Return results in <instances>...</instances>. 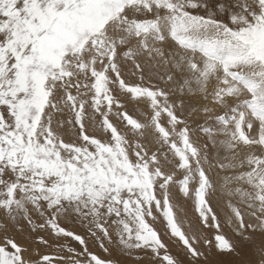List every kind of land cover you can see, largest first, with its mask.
<instances>
[{
	"label": "snow or ice",
	"instance_id": "6c2138e0",
	"mask_svg": "<svg viewBox=\"0 0 264 264\" xmlns=\"http://www.w3.org/2000/svg\"><path fill=\"white\" fill-rule=\"evenodd\" d=\"M25 233L69 255L34 262ZM89 240L264 264V0H0V264H121Z\"/></svg>",
	"mask_w": 264,
	"mask_h": 264
},
{
	"label": "rangeland",
	"instance_id": "374dc122",
	"mask_svg": "<svg viewBox=\"0 0 264 264\" xmlns=\"http://www.w3.org/2000/svg\"><path fill=\"white\" fill-rule=\"evenodd\" d=\"M131 79H134V78H131ZM128 103L129 102H126V104H125V107H126L127 111L131 115H133L134 118L140 120L141 122H146V117H147V115L149 113V110L147 109L146 105L139 104V106H138V104L136 102H134V101H132V102L130 101V103L129 104ZM127 106H129V107H127ZM133 107H135V108H133ZM132 110H134V111H132ZM202 120H203V116L202 115H199V116L195 117L194 118L193 127L195 128L197 124L202 122ZM213 208L216 209V207H214V206H213ZM216 212H217V209H216ZM62 226H64L65 228H67L69 230H72V231L76 232L77 234H82L83 235L84 232H85V230L81 227L79 222H75L74 223L72 221H64V222H62ZM160 230L163 233V228H161ZM33 235H42V236H44L46 239H48L50 241V245H54L57 242L56 238L50 236L48 231H38L37 233H35ZM26 236H27V233H25L24 235H18L17 239L21 243H27L28 244V251L25 253V255L31 257V259L34 262L38 259L37 250H38V253H39L40 256H42L44 254H51V255H54V256H68L69 255V253H67L66 251L62 252V251H60V249H58L57 247H54V246H50V245L49 246H45V245L34 244L31 240H27ZM164 238L166 240L168 239L166 236ZM59 243L68 244V246H70L72 248H75L77 251H81L82 250L78 243L73 242L70 239H63L62 238L59 241ZM174 249H171L172 253L174 255H176L178 258H180L181 260H184V255L180 251V249L176 248V247ZM89 250L91 252L96 253L97 255H99L100 257H102L104 259H112L114 262L115 261H120L121 264H125L126 257H124L117 248H114V247L110 248V252L108 254H105L98 247V245H96L92 240H89ZM234 259L235 260H239V257H236ZM59 264H68V262L67 261H61V262H59ZM127 264H131V261L127 260ZM184 264H187V260H184Z\"/></svg>",
	"mask_w": 264,
	"mask_h": 264
},
{
	"label": "bare ground",
	"instance_id": "6f19581e",
	"mask_svg": "<svg viewBox=\"0 0 264 264\" xmlns=\"http://www.w3.org/2000/svg\"><path fill=\"white\" fill-rule=\"evenodd\" d=\"M132 102V101H131ZM130 103V101H129ZM128 103V104H129ZM134 104V103H133ZM136 104V103H135ZM130 106V105H129ZM127 106V107H129ZM139 106V105H138ZM144 106V105H143ZM142 107V106H141ZM135 108V107H133ZM135 110V109H134ZM132 110V111H134ZM139 110V109H138ZM141 111V110H140ZM131 112V111H130ZM135 113V112H134ZM144 115V114H143ZM138 116V115H137ZM145 121V120H144ZM213 206L216 207L217 209V212H218V215L220 217V219L222 221L226 220L229 213H228V210L222 205V203L220 202V198H216L213 200ZM215 209V210H216ZM181 212L182 214L185 216V223L187 224L189 221H192L193 223L196 222V218H195V215H194V211H193V208H192V205L190 202H185L181 205ZM225 232H228L229 229L227 227L224 228ZM175 247L173 246L171 249H174ZM175 250V249H174ZM240 259H246V260H249V261H255L257 259L256 256L252 255V254H249L245 257H239V260ZM209 260L211 262V264H216L218 258L216 256H210L209 257Z\"/></svg>",
	"mask_w": 264,
	"mask_h": 264
}]
</instances>
